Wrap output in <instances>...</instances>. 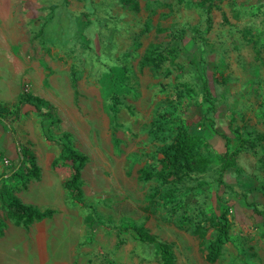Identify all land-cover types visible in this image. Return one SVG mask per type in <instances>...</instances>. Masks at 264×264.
Masks as SVG:
<instances>
[{
    "label": "rangeland",
    "instance_id": "1",
    "mask_svg": "<svg viewBox=\"0 0 264 264\" xmlns=\"http://www.w3.org/2000/svg\"><path fill=\"white\" fill-rule=\"evenodd\" d=\"M23 94L59 120L48 129L21 110L11 123L33 185L52 182L36 208L59 211L36 243L0 202V264H161L125 226L169 244L173 264H210L222 213L212 264H264V0H0V105ZM186 124L204 169L163 182L161 149ZM62 134L87 158L83 206L62 187L70 165L54 163ZM12 141L0 123V177L17 162ZM27 183L5 177L0 193L24 200Z\"/></svg>",
    "mask_w": 264,
    "mask_h": 264
},
{
    "label": "trees",
    "instance_id": "2",
    "mask_svg": "<svg viewBox=\"0 0 264 264\" xmlns=\"http://www.w3.org/2000/svg\"><path fill=\"white\" fill-rule=\"evenodd\" d=\"M202 1L211 3L219 0ZM153 60L154 59L147 55L144 56V61L146 62H153ZM160 60H165V58L161 57ZM160 60L158 59V62ZM203 90L205 94L208 95L209 92L205 86H203ZM206 101H208L207 103L210 106L212 105L209 100ZM25 106H30L34 110V113L41 119L42 124L47 122L48 129L59 123V120L54 115V107L52 104L30 94L19 96L17 106L11 109L0 105V123L7 127L8 132H10L13 137L17 160L13 166L3 172V175L0 177V182H2L5 177L24 180V182L39 179V168L35 163V158L29 153L26 147L18 144V141L15 139L14 130L11 127V123L19 120L21 110ZM67 138V134H62L55 139L54 142L60 146V152L58 159H56L54 163L61 161L62 163H68L70 165V177L63 182L62 187L65 191L71 193L72 202L83 206L81 199L82 193L80 190V170L86 163L87 158L83 154L74 151L69 146ZM45 139H50L47 131L45 133ZM195 140L196 139L189 134L187 124L179 126L173 142L161 149V170L155 175L156 178L166 182L171 177L178 176L182 173L202 171L204 169V162L199 159V155L194 152ZM26 163H28V165ZM231 166L229 162L224 163L222 171L227 170ZM148 177H150V175H147V178ZM0 202L6 210L7 218L11 220L14 225L22 226L26 229L32 223L50 219L56 213V211L52 209L40 211L32 206L22 204L17 198L9 194L4 197L0 193ZM212 227L215 231V237L207 245L205 257L206 262L210 264L216 262L219 258L221 248L228 237L230 222L226 213H222L219 218L214 219ZM119 230L122 232L131 231L134 233L139 243L147 246H154L160 256L161 264H173V251L169 244L157 241L141 227L125 226Z\"/></svg>",
    "mask_w": 264,
    "mask_h": 264
},
{
    "label": "crops",
    "instance_id": "3",
    "mask_svg": "<svg viewBox=\"0 0 264 264\" xmlns=\"http://www.w3.org/2000/svg\"><path fill=\"white\" fill-rule=\"evenodd\" d=\"M17 98H18V96H17ZM22 110H23L24 114H26L27 112L31 113V114H35L34 110L30 106H25V107H23ZM2 125H4V124H2ZM15 139L17 140L16 136H15ZM12 144H13L14 150L16 151L13 141H12ZM39 175H40V172H39ZM33 181H35V180H33ZM33 183L34 182H31V180L28 181V183L26 184V190H25L26 194L24 193L25 194L24 195L25 199L24 200L18 199V200H20V202L22 204L25 203V205H29V206H32L34 208L37 207V206H35V204H37V205H39L41 207L42 206V202H43L42 200L45 197H47V194H44V191H46V193H50L51 192L50 188L52 186V182L49 183L48 185L47 184H40L37 187L35 185H33ZM61 194H62V192H61ZM36 209H38V208H36ZM38 210L43 211L41 209H38ZM52 210H55V209H52ZM55 211H56V213L50 219H44V220H41L39 222H34V223L31 224V226L29 227V230L34 235V239H33L34 242L38 243L40 241H44L45 237H44V235L40 234V231L45 229L46 227H48L50 225L51 220H53L55 218V216H57V214H58L57 211H59V209H57ZM68 219L69 218L66 217V221H65V224H64V228H66V229H67V227L69 225L68 222L70 221ZM12 227H14V225H12ZM7 231H12L11 227L7 228ZM35 231H38V232L35 233Z\"/></svg>",
    "mask_w": 264,
    "mask_h": 264
}]
</instances>
